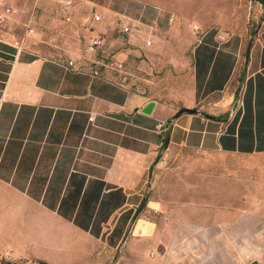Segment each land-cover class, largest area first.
Returning <instances> with one entry per match:
<instances>
[{
  "label": "crops",
  "instance_id": "1",
  "mask_svg": "<svg viewBox=\"0 0 264 264\" xmlns=\"http://www.w3.org/2000/svg\"><path fill=\"white\" fill-rule=\"evenodd\" d=\"M56 1L64 11L81 0ZM82 1L100 20L45 11L46 45L0 35V247L15 252L6 259L54 264L43 250L57 247L80 253L77 264H264V211L173 203L153 188L166 136L157 123L181 106L224 119L185 113L170 146L264 157V8H256L247 63L246 29L193 28L194 84L183 99L123 82L114 45L129 26L140 44L151 37L155 51L169 54L163 37L175 14L137 0ZM96 36L103 43L90 50ZM149 101L151 114L143 112Z\"/></svg>",
  "mask_w": 264,
  "mask_h": 264
},
{
  "label": "rangeland",
  "instance_id": "2",
  "mask_svg": "<svg viewBox=\"0 0 264 264\" xmlns=\"http://www.w3.org/2000/svg\"><path fill=\"white\" fill-rule=\"evenodd\" d=\"M5 1L14 12L5 18V25L0 24V35L20 41L26 47L47 44L46 38L40 40L39 37L44 25L48 24L47 16L46 19L40 18V14L45 11L59 10L64 14L66 10L65 12L73 16L83 12L93 16L97 12L92 4L85 5L82 0L75 3L73 8L64 11L56 0ZM137 1L153 3L175 14L169 31L163 37L171 48L169 54L164 55L155 51L157 47L155 42L149 46L145 43L140 44L135 38L137 37L135 32L124 35L120 42L114 44L119 46L117 52L118 60L123 64L121 70L123 82H128L157 98H177L181 94V98L185 99L184 96L191 92L194 84L192 52L200 36L199 33L194 32L195 26H199L203 32L210 28L227 31L246 29L247 34L251 35L256 8L262 7L261 4L251 0ZM61 18L65 19L63 16ZM26 24H30L35 29L33 34H27ZM53 27L62 28L61 24ZM160 162L159 170L155 169L153 188L165 194L169 202L194 201L197 204L210 203L212 207L228 208L255 206L260 211H264V157L262 156L205 153L169 144L168 148L164 149ZM0 248L2 249L0 264L6 261L15 262L6 259L9 256L15 257L14 248L10 244H3ZM6 251L11 252L12 255H5ZM43 253L54 264L72 261L75 264L82 263L80 253L72 254L64 248H47ZM23 261L21 263L37 264L40 260Z\"/></svg>",
  "mask_w": 264,
  "mask_h": 264
},
{
  "label": "water",
  "instance_id": "3",
  "mask_svg": "<svg viewBox=\"0 0 264 264\" xmlns=\"http://www.w3.org/2000/svg\"><path fill=\"white\" fill-rule=\"evenodd\" d=\"M251 1L252 2L255 1V2L261 4V6L264 8V0H251ZM256 35H257V29H255L252 32V34L250 35V37H248L247 49H246V53H245V63H247V61H248V57H249V54H250V50H251V47H252V43H253L254 37H256ZM154 105H155V102L154 101H149L145 105V107L143 109V112L151 114L152 113V110L154 108ZM185 113H190V114L198 113V114L204 115V116H206L208 118H212L214 120H222V119H224L223 116H215L213 114H208L206 112H203V111L199 110L198 107L189 108V107H182L181 106L177 110V112L173 116H171L170 119L168 120L167 135H166V137L164 139V142H163V148H161L160 154L158 156V159L159 160L161 158V155H162L164 149H167L168 146H169V144H170V133L172 132L174 120L177 117H179V116H181V115H183ZM151 192H152V186L150 184L149 187H148V190L146 191V193H145L144 197L142 198V200H141V202H140V204H139L136 212L134 213V215L132 217V224L135 222V220H136L137 216L139 215V213H141L143 211L144 207L146 206V202L148 201V198L150 197ZM118 254H119V252H117V254L115 255L114 261L117 259ZM108 264H110V263H108ZM255 264H258V263H255Z\"/></svg>",
  "mask_w": 264,
  "mask_h": 264
},
{
  "label": "built area",
  "instance_id": "4",
  "mask_svg": "<svg viewBox=\"0 0 264 264\" xmlns=\"http://www.w3.org/2000/svg\"><path fill=\"white\" fill-rule=\"evenodd\" d=\"M66 3L67 4H70L72 3L71 0H66ZM0 6H2V10H0V23H4L5 22V18L9 16V14L13 13L14 12V9L8 5L6 3L5 0H0ZM100 16L101 14L100 13H95L94 16H92V19L94 21H98L100 20ZM67 20L69 19V17L66 18ZM170 20H172V18H170ZM26 32L27 34H32L33 31H34V28H32L30 26V24H27L26 25ZM194 30H198V27L195 26L194 27ZM131 31V28L129 26H126L122 29V34H128L130 33ZM103 43V38L101 36H96V37H93L91 40H90V50H94L95 48L101 46ZM152 43V41L150 39H148L146 41V44L150 45ZM74 62L73 61H69V65L70 66H74ZM122 64H119L118 67H121ZM157 130L159 131V133H164V132H167L168 130V123L166 121H160L157 123Z\"/></svg>",
  "mask_w": 264,
  "mask_h": 264
},
{
  "label": "trees",
  "instance_id": "5",
  "mask_svg": "<svg viewBox=\"0 0 264 264\" xmlns=\"http://www.w3.org/2000/svg\"><path fill=\"white\" fill-rule=\"evenodd\" d=\"M253 31H254V29H253ZM166 135H167V132H166ZM4 264H17V263L6 261ZM19 264H26V263H19ZM37 264H49V263H47V261L40 260L37 262Z\"/></svg>",
  "mask_w": 264,
  "mask_h": 264
}]
</instances>
